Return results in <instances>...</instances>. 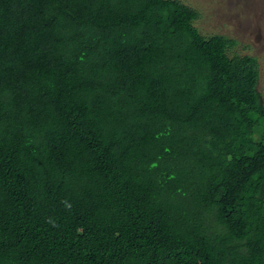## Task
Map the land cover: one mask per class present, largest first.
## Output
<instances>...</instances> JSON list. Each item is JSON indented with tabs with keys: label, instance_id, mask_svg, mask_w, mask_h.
I'll return each instance as SVG.
<instances>
[{
	"label": "trees",
	"instance_id": "trees-1",
	"mask_svg": "<svg viewBox=\"0 0 264 264\" xmlns=\"http://www.w3.org/2000/svg\"><path fill=\"white\" fill-rule=\"evenodd\" d=\"M179 0H0V264H264L254 57Z\"/></svg>",
	"mask_w": 264,
	"mask_h": 264
},
{
	"label": "rangeland",
	"instance_id": "rangeland-1",
	"mask_svg": "<svg viewBox=\"0 0 264 264\" xmlns=\"http://www.w3.org/2000/svg\"><path fill=\"white\" fill-rule=\"evenodd\" d=\"M198 12L193 26L204 38L223 35L234 44L229 57H254L257 91L264 105V0H179Z\"/></svg>",
	"mask_w": 264,
	"mask_h": 264
}]
</instances>
